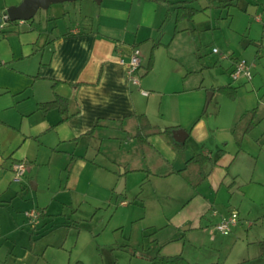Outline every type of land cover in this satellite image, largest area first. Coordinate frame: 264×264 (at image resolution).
I'll return each mask as SVG.
<instances>
[{"label": "crops", "instance_id": "obj_1", "mask_svg": "<svg viewBox=\"0 0 264 264\" xmlns=\"http://www.w3.org/2000/svg\"><path fill=\"white\" fill-rule=\"evenodd\" d=\"M20 1L0 0V19ZM172 2H55L35 20L38 27L21 20L23 32L0 34V264H151L145 255L158 252L182 254L189 264H235L230 236L252 228V216L264 225V144L255 133L264 132V116L256 118L241 146L234 128L248 104L236 107L223 124L204 119V90H213L212 100L216 89L204 85L194 59L197 41L188 19H176ZM240 8L248 12V6ZM255 20L260 34H253L251 20L238 23L232 35L221 38L219 58L231 72L250 53L251 80L260 75L250 90L261 91L264 18L257 14ZM190 26L203 30L214 20L194 19ZM135 46L141 50L140 84L127 72ZM57 95L67 98L64 109L39 106ZM262 100L251 103L264 113ZM139 114L156 127L147 130L144 142L138 137ZM169 126L174 138V130L187 131L179 142L188 148L173 145L165 132ZM210 134L217 137L216 153L207 147ZM222 142L233 147L223 148ZM197 152L212 162L194 188L174 170ZM21 161L26 171L16 178ZM136 175L142 187L150 186L148 193L144 189L134 202L114 195L122 177L120 194ZM234 210L239 222L232 232L217 230L216 223ZM145 218L148 250L139 252L124 236L123 222L133 227ZM253 241L259 250L244 261L264 264V240Z\"/></svg>", "mask_w": 264, "mask_h": 264}, {"label": "rangeland", "instance_id": "obj_2", "mask_svg": "<svg viewBox=\"0 0 264 264\" xmlns=\"http://www.w3.org/2000/svg\"><path fill=\"white\" fill-rule=\"evenodd\" d=\"M174 1H175L173 2L174 7L171 9V11L174 10L178 2L183 1V0H174ZM186 1L188 2L187 4H190L191 6L199 9L193 18L191 19L186 18V20L188 19L187 22L189 23L188 24L189 34L193 35L197 41V49H196L197 53L194 54V59L197 60L198 65L200 67L199 69V72H201L200 75L204 77V85L211 86V87H214L213 89H216V93L214 97L212 98V100L210 99V96L213 90H206V89L204 90L206 99H205V104H204L203 116H204V119L207 120L209 123H213L215 125L217 123L223 124V122L227 121L228 116L232 114L231 112H233L236 107H239V106L242 107L248 104V106L252 109L256 107L254 103H251L252 101L254 102L256 100L257 101L261 100L263 102L262 98H264V90L259 91L258 86L255 91L250 90V88L253 87V82H257L256 79L259 78L260 76L259 72L254 75L256 79H254L253 81L252 80L246 81L244 80V78H239L237 80H234L231 77V74L229 71V68H230L229 65L227 64L226 61H223L222 59L220 60L219 54L221 55L224 51V47L220 46L222 43L221 38H224V36L228 37L229 35H232L233 33L232 30L234 29L235 26H238V23L245 25V24H248V20H251L253 34H257V33L260 34V30L257 31L258 25L256 23L255 17L257 14H261L262 17L264 18V0H240L239 7L237 5L227 6V7L215 6V5H212L209 2V0H186ZM246 6H248V12L243 11L240 8V7H246ZM46 11H47V8L42 7L38 10L36 15L33 17L34 18L33 20L30 19V20H24V21L26 23H32V21H35L40 16H44ZM207 16L213 17V20H214L213 27L201 30V29H196L195 26H192V27L190 26V22L193 23L194 19L201 20ZM20 21L21 20H16V22L14 23H11V24L8 23L5 26V28L0 27V34L4 33L5 35H8V34H16L19 31L20 33L23 32L24 28L27 26H25L26 24H21ZM166 24L167 22L165 23V25ZM260 27H263V31H264V21L261 22ZM3 29L5 32H2ZM215 45L221 48L220 49L221 51L219 53L213 51V47ZM244 56H246L247 58H251L250 53L248 54L246 53ZM228 83L231 84L232 86L239 87L238 94L235 97L236 99L229 97L226 93L218 89L219 85L228 84ZM208 98H209V101L207 102ZM261 116H264V113L257 110L256 118L259 119L261 118ZM263 125H264V119H263ZM255 133L260 134L259 135L261 136L260 142L264 144V132L262 133L259 131ZM208 143L209 144L207 145V147L211 150V152L212 151L215 153L218 152L217 151L218 147L216 145L217 137L215 134H210ZM202 146H203L202 144L199 145V150H201ZM220 146H222L223 148L231 149L233 147V144L222 142ZM142 182L143 181L139 178V176L136 175L135 180L133 181L132 184L128 186L124 194H120L119 192L116 191L120 183L119 181L118 185L115 188L116 192L114 193V195L117 197L121 196L122 198H125V199L127 198L134 202L137 195L142 194L144 189L146 190L143 194L148 193L149 189H151L149 188L150 186L142 187ZM28 189H30L29 186H28ZM115 205H116V201H113V204L111 207H114ZM22 208H25V210L29 209L26 207H22ZM86 209L87 208L83 207L82 212H84ZM110 210L111 209H109V211ZM250 219L253 221L256 220L252 228H249V229L245 228V230L242 231V234H239L237 231H235L230 236L232 238V241H235L236 246L232 254L230 253L231 249L228 250V253H230V256H231L230 260H236L235 264H247L248 261H244L245 260L244 258L254 256L253 254H255L257 250H259L258 247L255 248L254 246H251V245H254L253 240H255L256 238H258V240L259 239L264 240V225L260 222L258 218L254 219L252 216L250 217ZM148 221H149V218L140 219L137 222V223L142 222V225L139 228H137V223L134 224V226L132 227L133 224H131L130 226V223L126 221L123 222V225L125 226L124 236L127 238H130L131 243L134 244L135 247H138L140 249L139 252L148 250L147 247L143 248V244L147 243V240H146L147 235L144 233L145 231H144L143 226L147 224ZM162 222H165V219ZM178 227L180 229L182 225H179ZM118 242H121V241L119 240ZM248 245H250L249 248H247ZM145 246H148V245H145ZM261 246L264 247V245H261ZM130 253H132V250ZM223 258H224V255H223ZM230 264H233V263H230Z\"/></svg>", "mask_w": 264, "mask_h": 264}, {"label": "trees", "instance_id": "obj_3", "mask_svg": "<svg viewBox=\"0 0 264 264\" xmlns=\"http://www.w3.org/2000/svg\"><path fill=\"white\" fill-rule=\"evenodd\" d=\"M163 1L172 2L171 0H163ZM237 1L238 0H209V2L212 5L224 6V7L234 6L237 4ZM187 3L188 2L186 0H183L178 2V4L175 6L177 20H182L186 18L191 19L199 10L198 8L193 7ZM33 19L34 18H32L31 20ZM14 22H16V20L9 19L7 23L11 24ZM32 23L34 24V27H38L35 24V21H32ZM152 63H153V56L150 59L149 66H151ZM58 82H59L58 80H55L54 85H56ZM218 89L226 93L231 98H235L238 93V86H232L231 84L219 85ZM66 102H67V98L57 95L55 99L41 102L39 106L45 110H49L54 107H59L61 109H64L65 107L63 106V104ZM256 117H257V108L254 107L252 109L245 111V113L236 123L234 128V135L236 142L239 146H241L245 134L250 132L256 126L257 124ZM138 122L140 126V132L138 134V137L143 142L147 141V136L149 134L148 131H150L151 129H155L156 127L151 124L150 120L145 114L138 115ZM172 130L173 127L169 126L166 127L165 132L168 134L173 145L180 150L188 148L187 142H179L174 138ZM89 132H93V129L89 130ZM219 151L220 153H222L223 149H220ZM209 161L212 162L211 157H209L208 154L203 152L193 153L188 158V160L186 161L185 165L182 168L175 169L174 171L179 173L191 186L195 188L207 177L208 171L206 170L205 165ZM262 245H264V241H262ZM263 251H264V247H263ZM145 256L149 258L151 264H189L188 260L182 254L179 253L172 255H165L158 252L155 255H151V256L145 255Z\"/></svg>", "mask_w": 264, "mask_h": 264}, {"label": "built area", "instance_id": "obj_4", "mask_svg": "<svg viewBox=\"0 0 264 264\" xmlns=\"http://www.w3.org/2000/svg\"><path fill=\"white\" fill-rule=\"evenodd\" d=\"M9 15L5 12L1 16V24L4 26L6 22L9 20ZM214 51H219L218 47L214 48ZM141 67V50L139 47L135 46L129 55L127 60V72L133 83L140 84V75L139 69ZM231 77L234 80L239 78H244L247 80H251L253 78V64L249 62L246 58L240 57L236 60L233 69L230 72ZM145 94L148 93L147 90L143 89ZM15 176L16 178H20L26 171V163L25 162H17L15 164ZM239 222V213L238 211H231L228 214L224 215L222 219L216 223L215 227L217 230L222 233L229 234L235 225Z\"/></svg>", "mask_w": 264, "mask_h": 264}, {"label": "water", "instance_id": "obj_5", "mask_svg": "<svg viewBox=\"0 0 264 264\" xmlns=\"http://www.w3.org/2000/svg\"><path fill=\"white\" fill-rule=\"evenodd\" d=\"M74 1V0H21L18 4L11 5L7 8V13L11 20H30L32 19L38 10L42 7H48L55 2ZM100 3L102 0H95ZM209 101V98L207 102ZM184 133V134H183ZM175 138L178 141H182L187 136L185 129L174 130ZM125 185V178L122 177L120 183L116 189L117 192H121Z\"/></svg>", "mask_w": 264, "mask_h": 264}]
</instances>
